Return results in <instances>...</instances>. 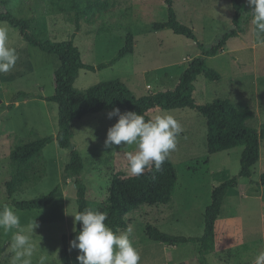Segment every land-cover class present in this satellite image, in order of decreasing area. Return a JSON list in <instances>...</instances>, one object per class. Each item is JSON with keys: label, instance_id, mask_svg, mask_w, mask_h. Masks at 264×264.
Masks as SVG:
<instances>
[{"label": "rangeland", "instance_id": "374dc122", "mask_svg": "<svg viewBox=\"0 0 264 264\" xmlns=\"http://www.w3.org/2000/svg\"><path fill=\"white\" fill-rule=\"evenodd\" d=\"M51 3L52 0H0V13L28 20L30 34L40 40L63 42L74 38L83 62L90 66L112 60L125 46L129 31L135 36L134 54L104 70L80 71L74 87L81 97L91 86L112 80L123 81L138 97L174 90L188 64L202 54L196 43L172 30H154V24L168 20L166 0L120 2L102 15L97 26L82 21L79 30L74 13H55ZM244 6H250L247 0ZM174 9L180 22L193 29L198 43L206 49L233 28L231 0H174ZM0 25L9 29L8 46L16 48L19 55L10 72L0 73V107L11 104L17 93L30 96L18 98L12 109H0V204L13 206L6 187L12 175L11 151L22 142L56 137L59 131L58 105L43 98L55 94L54 74L60 63L57 57L30 45L18 29L5 22ZM100 27L114 32L101 34ZM207 63L222 79L212 82L199 77L197 102L204 105L231 100L239 110L252 111L254 118L248 124L260 129L264 123V47L257 46L252 21L245 34L231 39L225 51L209 58ZM109 112L87 115L72 128L73 141L85 162L82 180L87 186V202L102 212H107L109 207L113 178L133 176L129 173L126 153L133 152L134 146L125 148L122 142L112 148L105 147L108 129L118 122V117L108 118ZM165 112L173 115L183 129L175 151L169 155L177 169L178 182L170 205L143 206L126 217L129 224L126 231L131 230L129 239L140 253V264H252L256 255L264 251V187L260 184L264 174V141L252 178H239L243 148L210 155L207 119L203 115L190 108L169 111L157 108L148 116L151 119ZM41 155L46 164L44 180L17 193L14 199H37L60 187L54 203L44 210L13 208L20 215L22 225L33 219L39 224L34 237L41 246L37 256L49 253L48 264H62L63 237L74 233L78 226L70 216L78 211L75 178L67 181L65 178L71 150H63L53 142ZM234 178L238 179L237 184L225 198L224 215L217 223L214 252L201 255L199 244H182L166 250L148 238V225L171 236L201 238L205 230L203 216L213 188ZM11 235L0 230V245L5 249ZM69 250L73 264H79V250L70 249V245ZM1 264H8V259L2 256Z\"/></svg>", "mask_w": 264, "mask_h": 264}, {"label": "trees", "instance_id": "16d2710c", "mask_svg": "<svg viewBox=\"0 0 264 264\" xmlns=\"http://www.w3.org/2000/svg\"><path fill=\"white\" fill-rule=\"evenodd\" d=\"M130 0H52L51 6L58 14H75V23L79 30L81 22L90 26H97L103 14L115 9L120 2ZM245 0H231L234 10L233 28L226 32L219 41L209 49L198 43L193 29L182 24L174 9V0H166L168 5V20L163 24H154L156 31L170 29L174 34L182 36L201 49L202 54L194 58L180 77L178 86L174 90L149 93L138 97L135 92L123 81L112 80L91 86L81 97L74 85L80 71L96 72L114 66L121 59L135 52V36L129 31L125 46L110 61L98 66H90L83 62L80 49L74 38L68 41L55 42L40 40L30 34L29 22L17 19L9 13H0V22L8 23L18 29L22 37L33 47L58 58L60 66L54 74L55 94L43 98L55 103L59 108V131L56 137H48L39 141L22 142L10 154L12 164L11 179L7 182V195L12 205L20 211L44 210L54 203L60 187H56L50 194L29 201H16L14 196L39 185L46 176V164L42 158V151L53 142L63 150H71L70 162L65 167L66 181L75 178L77 188L78 211L92 208L87 202V186L82 180L85 162L77 149L73 138V125L90 114L103 111H112L119 108L121 112H136L145 115L151 110H179L190 108L196 110L207 119V146L210 155L228 152L236 148H243L241 170L239 178L253 176V169L261 158V143L264 141V123L260 129L248 123L254 118L252 111L239 110L231 100H217L214 103L199 104L195 98L196 82L204 76L212 82H218L222 75L208 66L207 60L222 54L228 42L240 34H245L252 21L251 7L244 6ZM110 28H101L99 33H112ZM30 97L25 92L17 93L9 105H2L1 110L12 109L18 98ZM237 178L231 179L222 185L213 188L211 204L204 213L205 230L201 238L176 237L163 233L157 227L148 225L146 233L152 242L163 243L168 247L182 244L201 245V255L207 256L216 250L217 223L221 217L225 198L229 191L235 188ZM178 182V173L175 165L168 157L157 171L153 166L140 176H116L113 178L109 192V207L107 210L108 226L120 229L121 232L129 228L126 217L130 213L140 210L143 206H167L173 202V193ZM261 186L264 187V174L261 176ZM77 229L70 235H64L61 250L62 264H73L69 245L75 239ZM5 248L0 245V253ZM0 256V264H1Z\"/></svg>", "mask_w": 264, "mask_h": 264}, {"label": "clouds", "instance_id": "9594fccd", "mask_svg": "<svg viewBox=\"0 0 264 264\" xmlns=\"http://www.w3.org/2000/svg\"><path fill=\"white\" fill-rule=\"evenodd\" d=\"M247 2L251 7L257 46L264 47V0ZM8 40L9 29L0 25V73L10 72L19 59L16 48L8 46ZM113 117H118V122L108 129L105 147L112 148L122 142L125 148L134 146L133 152L126 153L129 173L133 176H140L153 166L159 171L170 153L175 151L177 138L183 131L179 121L167 112L146 120L143 114L122 113L119 108H113L108 118ZM70 216L82 225L70 242V249L80 252L77 256L79 264H140V253L129 239L131 230L121 232L108 226L107 212L85 208ZM38 227L36 219L22 225L13 206L0 204V230L12 233L10 244L0 256L6 257L8 264H34V258L35 264H48L49 253L37 256L41 248L34 241ZM252 264H264V251L256 255Z\"/></svg>", "mask_w": 264, "mask_h": 264}, {"label": "crops", "instance_id": "0c3cea01", "mask_svg": "<svg viewBox=\"0 0 264 264\" xmlns=\"http://www.w3.org/2000/svg\"><path fill=\"white\" fill-rule=\"evenodd\" d=\"M210 204H211V202L209 203V206H210ZM224 206V205H223ZM208 207H206L205 209H207ZM206 211V210H205ZM223 215H224V213H223V209H222V213H221V217H223ZM221 217H220V219H221ZM163 223H164V221H163ZM159 224V223H158ZM162 224V223H161ZM160 225V224H159ZM156 244H159V246H162V247H164L166 250H167V248H175V247H177V246H175V247H168V246H166L165 244H163V243H157V242H155ZM167 247V248H166Z\"/></svg>", "mask_w": 264, "mask_h": 264}]
</instances>
